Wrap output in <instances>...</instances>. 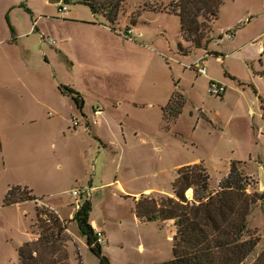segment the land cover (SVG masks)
Returning a JSON list of instances; mask_svg holds the SVG:
<instances>
[{
    "label": "rangeland",
    "instance_id": "374dc122",
    "mask_svg": "<svg viewBox=\"0 0 264 264\" xmlns=\"http://www.w3.org/2000/svg\"><path fill=\"white\" fill-rule=\"evenodd\" d=\"M171 1L150 0L148 4L155 7ZM145 4L146 0H127L118 22L112 26L108 22L112 28V77L107 83H112V105L123 115L125 126L144 135L151 132L148 128L159 132L156 113L135 108L134 102L150 97L153 91L150 85L155 79L160 78L164 84L166 79L167 85L163 69L186 98L181 116L170 129L159 132L162 138L164 135L163 141L151 144L157 146V156L144 169L131 166L127 162L129 156L122 162L121 149L116 143H112V151L104 150L94 135L86 133V121L75 102L70 100V109L74 112L68 114L67 123L46 119V116H61L55 111L61 109L59 89L63 85L60 86L59 78L68 85L78 83L87 88L93 83L102 89L107 87L106 82L98 81L100 69L96 67L85 66L81 76L80 66L72 68L59 54L52 66L47 65L41 56L44 51L51 49L60 53L49 46L48 40L69 36L89 41L104 37L90 25L105 18L94 15L81 3L51 5L46 0H0V39L9 35L7 25L13 40L18 34L21 38L15 44L0 46V264H19L21 247L38 237V206L54 205L63 218L71 217L78 206L71 194L73 189L88 191L79 198V205L91 203L90 220H95L106 235L108 243L102 249L111 264H159L173 259L174 225L160 220H138L135 198L138 194H149L144 192L147 189L160 192L156 195L172 193L177 174L173 167L177 165L205 160L211 191L217 192L222 177L230 170V163L241 162L244 173L254 178L248 193H264V133L248 134L245 124L238 125L237 119L241 116L238 111L233 128L246 134L233 133L227 125L239 94L233 93L231 101L210 96L206 76H199L188 67L204 56L207 67L221 77L228 70L236 73L245 86H239L238 81L230 85L246 89L253 104L256 96L249 85L256 82L257 89L264 92V77L254 73L258 68L264 70V0H226L213 26L208 51L195 49L187 56L179 53L181 45L190 47L180 36V18L151 11ZM64 7L69 10L63 12ZM67 20L74 22L67 24L64 22ZM32 28L35 34L22 38ZM129 29H133L130 35ZM29 46L36 55L31 57L36 61L35 69L25 66L23 50ZM73 74H77L76 80ZM24 82L37 87L36 100L30 99V95L29 101L25 99L20 91ZM117 115L112 110V137L113 131L122 133L123 123ZM75 119L81 124L77 132L73 127ZM31 120L38 121L29 124ZM23 121L28 124L20 123ZM260 123L264 125L262 120ZM222 130L226 131L225 137ZM27 134L39 139L28 141L23 138ZM52 135L59 137L57 149L48 141L47 136ZM94 143L95 149H92L90 146ZM103 151L106 154L101 155ZM14 187L28 188L41 201L7 205L6 195ZM187 197L193 200V191ZM68 223L71 237L68 264H100L77 225L72 220ZM248 227L261 237L245 263L252 264L264 250V201L252 208Z\"/></svg>",
    "mask_w": 264,
    "mask_h": 264
},
{
    "label": "trees",
    "instance_id": "16d2710c",
    "mask_svg": "<svg viewBox=\"0 0 264 264\" xmlns=\"http://www.w3.org/2000/svg\"><path fill=\"white\" fill-rule=\"evenodd\" d=\"M127 0H64L65 4L81 3L88 6L94 15L103 16L112 26L125 11ZM146 8L158 13L174 15L181 20V38L190 45L179 48L181 55H189L195 49L208 51L213 26L219 19L226 0H173L169 4ZM63 3V4H64ZM148 4V5H147ZM215 55V53H208ZM78 109L82 101L73 97ZM222 98V97H221ZM185 98L174 95L164 111V128L170 129L182 114ZM241 162H233L227 176L212 192L210 174L203 165L185 166L178 171L173 183V196L164 194L142 195L135 198V215L142 222L160 220L172 223L173 259L159 264H245L261 242L257 231L248 227L252 208L264 201V193H248L251 178L241 168ZM194 198L187 197L189 190ZM201 195V197H199ZM26 201H41L28 188L14 187L6 195V204ZM91 203L86 202L76 211L74 222L89 250L100 264H111L97 242L92 221ZM38 239L25 243L19 250V264H68L71 242L68 221L47 207H37ZM252 264H264V250Z\"/></svg>",
    "mask_w": 264,
    "mask_h": 264
},
{
    "label": "crops",
    "instance_id": "0c3cea01",
    "mask_svg": "<svg viewBox=\"0 0 264 264\" xmlns=\"http://www.w3.org/2000/svg\"><path fill=\"white\" fill-rule=\"evenodd\" d=\"M46 1L48 2V0H46ZM64 22L68 24V23H72L74 21L73 20H67ZM83 24L86 25V23H83ZM90 26L95 27L99 31V33H101L102 35L104 34V37L100 36L98 39H91L89 41H85L82 39L74 40L72 37L69 38V36L68 37L64 36L63 38H60V40H54L53 39L54 41H56L55 45L50 44L49 40L52 39V38H50L48 40L49 46L51 48H55V50L57 52H60V53H54L53 51H51V49H48L49 51L48 50H47V52L44 51V54H42L41 56L44 57L45 61L47 62V65L52 66L53 65L52 61H53L54 57L59 54L62 56V58L68 64H70L72 66V68L73 67L77 68L78 66H80L81 76H83V74H84V67L85 66L86 67H88V66L89 67H96V68L100 69L97 72L98 73L97 78L99 79L98 81L102 80V81L107 83V81L109 82V78L111 79V77H112V75H111L112 73L110 72V70H112V28L110 27V25L106 19H104L103 22L98 21V23H94L93 25H90ZM5 28H6V30H8L7 33L9 32V35L6 38L0 39V46L8 44V43L9 44H15L16 42H14V41L15 40L17 41V38L18 37L20 38V35L18 34L17 38H15V40H13L12 35H10L11 32L9 31L8 25ZM35 32H36V30L33 31V28H32L27 34H23L21 36H22V38L23 37L28 38L29 37L28 35H34ZM44 39L46 42L47 38L45 37ZM71 44H75L76 47H70V46H72ZM30 46L23 50V52L26 54V56H24L25 57L24 62H25V66L27 67V69H35V67H37L36 61L31 59V57L36 56V55H35V53H32ZM262 46L264 47V44H262ZM33 48H35V44L33 45ZM146 50H148V49H146ZM39 53H40V51H39ZM161 53H162V55H164V52H161ZM202 58H204V56L198 57L196 60H194V62L192 64L188 65V67L193 69L192 67ZM224 59H225V57H224ZM206 63H207V61H206ZM210 64H211V62H210ZM75 70L76 69L73 70V73H75ZM193 70H195V69H193ZM162 73H163L164 77L166 76V78L168 79L167 85H166V79H165V84H164V82H161L160 78L155 79V81H153L152 85H150L153 88V91H151V93H149L150 97H148L146 100H143L141 102H139V101L134 102L135 108H140V109H145V110L146 109L147 110H153L156 113V117H157L156 122H157V124H159V129H160V130H158L159 132L165 131V130H163V129H165L164 124H163L164 123V111H163V109L169 105L170 101L172 100L174 95H176L177 93L184 96L183 93L180 91V89L178 87L174 86L172 81L169 80V78L167 76V71L163 69ZM254 73H255V75H258L262 78L264 77V70H262L260 68L255 69ZM197 74L199 76H203V75H200L198 72H197ZM75 76H77V74H73V78ZM205 78L208 81L207 87H209L211 82H213V81L224 84L227 87V92L222 97V99H225L226 101L233 100V95H234L233 93L239 94V99L234 104V105H236V108L234 109L235 111L232 115V118H231L229 124L227 125L228 128L233 129V133H235V132L238 133L237 131H235V128H233L235 117L237 115L236 111H238L241 114V116L237 119L238 125H244L245 124L247 126V133L248 134L256 135V134H259L260 132L264 133V125L262 123H260L261 120L264 122V92L257 89V87H256L257 83L256 82H254L255 84L252 83L249 85V87L252 88V90L256 96L255 100L253 99V104H252V101L247 97L246 89H240L238 86L233 87L230 85L231 83L238 81L239 86H245L244 85L245 82L243 83L242 81H240L241 79L238 77V75L236 73L228 70L224 73V77L223 76L221 77L219 75V73L212 72L211 69L208 68V74L206 75ZM74 79L76 80V78H74ZM59 82H60V86L65 85L68 87V88H66V87L62 86L59 89V94H60L59 96L61 98L60 99L61 100L60 101L61 109H57L55 111L58 113V115L60 114L61 116H60V118H52V117L46 116V119H49V120L61 119L62 122L65 121V123H67L68 118H69L68 114H72L74 112L73 109L72 110L70 109V107H71L70 102L71 101L75 102L73 97L77 96L79 98V100L82 101V104H83V108L80 112L86 121V125H87L86 133L94 135V138L97 139L102 144V146L104 147V150L109 149L112 151V143H116L121 149L122 162H124V159L126 158V156H129L128 157L129 159L127 162L130 163L131 166H139V167L144 168V169H145V167H147L149 165V162H151L152 160L154 162L155 157L157 156L156 152H158V149H157V146H153L151 144L157 140L163 141L164 135L162 138V135L161 134L159 135V132H155V131L152 132L153 131L152 128H148V131H151V132H147L143 135V134H139L138 130L128 128L127 126H125V124H127V123L124 124L123 115L118 112V108L116 107V105L114 103L112 105V83L111 82L106 84L107 85L106 89L99 88L98 86H96L93 83H90L87 88L83 85H79L76 82H75L76 84L68 85L63 80H61V78H59ZM58 85L59 84H55V86H58ZM36 88L37 87L32 86V85L28 84L27 82H24L23 85L20 86V91L23 92L22 94H24L25 99H27L28 101L30 99L36 100L37 98L35 97V93H34L36 91ZM207 90H208V88H207ZM105 91H107V92H105ZM134 92H135V90H134ZM29 95L31 96L30 99H29ZM184 98H186V97L184 96ZM89 99H90V101H89ZM91 99H92V104H91ZM89 102H90V104H89ZM76 107H77V110H79L77 104H76ZM96 107H99L102 109V114L97 118H95V116H94V109ZM252 107H254V108H252ZM255 107H256V109L258 107V110H255ZM112 110L114 111L115 114H118L117 116H120L119 121H121L123 123L122 133L113 131V137H112ZM28 114H29V112H27V115ZM205 118H206V116H205ZM95 120L97 121L96 124H94ZM37 121L38 120H31V122H29V124L36 123ZM20 123H22L23 125L28 124V122H26V121H23ZM221 129H223V128H221ZM222 131H224L223 136L225 137V135H227L226 131L225 130H222ZM238 134L239 135L240 134H246V131H245V133H242L240 131ZM47 137L49 138L48 141L51 142V147L53 149H57V147L59 145L58 144L59 143V137H57V136L54 137V135H52L51 137L50 136H47ZM23 138L27 139L28 141H32V140L35 141V140L39 139L38 136H36L34 134L24 135ZM112 141H114V142H112ZM222 141H224V138H222ZM90 147L92 149H95L94 148L95 143H94V145H91ZM103 154H106V152L103 151L101 153V155H103ZM157 160L158 159H156V162H157ZM230 164H232V163H230ZM184 165L185 166L203 165L208 170V168L206 167V161L201 160V159H196V160L189 162V163H186ZM185 166L177 165V166L173 167L174 171H177V174L175 176L176 178L178 176V171ZM230 169H231V166H230ZM163 171H165V170H163ZM229 171H227L225 173V175L222 177L221 181L223 180V178L225 176L228 175ZM208 172H209V170H208ZM248 177H250L251 180L254 179L251 176H248ZM221 181H220V183H221ZM220 183H219V185H220ZM110 184H112V182H110L109 185ZM192 191H193V189H192ZM144 192L149 193V194L160 193V192H157L155 189H147ZM212 192H215V191L212 190ZM146 195H148V194H146ZM193 195H194V191H193ZM141 196L142 195L138 194L137 198H140ZM169 196H173V192L170 193ZM35 197H37V196H35ZM37 198L39 199V197H37ZM42 206L47 207L50 210L54 211L56 214H58L60 216V218L63 221L72 220L76 214V211H75L69 219H65L61 216L60 212L58 210H56L57 209L56 206H54V205L47 206L44 203L42 204ZM91 224H92L93 228H97L104 233V231L100 228V226L97 224V222L95 220H93ZM104 235H105V233H104ZM37 239H38V237L35 238L34 240H37Z\"/></svg>",
    "mask_w": 264,
    "mask_h": 264
},
{
    "label": "built area",
    "instance_id": "2783aa9c",
    "mask_svg": "<svg viewBox=\"0 0 264 264\" xmlns=\"http://www.w3.org/2000/svg\"><path fill=\"white\" fill-rule=\"evenodd\" d=\"M69 9L67 7H64L62 9L63 12H67ZM133 33V29H129L128 30V34H132ZM229 38H233V35H228ZM51 45H55L56 41H54L53 39L49 40ZM193 69H195L200 75L206 76L208 74V67L206 65V58H202L200 59L193 67ZM227 92V87L224 84H221L219 82H211L210 86L208 87L207 93L210 96H214V97H223ZM102 114V109L99 107H96L94 109V116L95 118L99 117ZM97 121H94V124H96ZM73 127L74 130L77 131V129H79L81 127V124L79 122V120L75 119L73 122ZM88 191L86 189H74L72 190V196L74 197V199L76 200L77 203V208L76 211L80 209V205H79V198L85 194H87ZM95 235L97 237V242L99 245H104L105 243H108L104 233L102 231H100L97 228H93Z\"/></svg>",
    "mask_w": 264,
    "mask_h": 264
},
{
    "label": "water",
    "instance_id": "95a60500",
    "mask_svg": "<svg viewBox=\"0 0 264 264\" xmlns=\"http://www.w3.org/2000/svg\"><path fill=\"white\" fill-rule=\"evenodd\" d=\"M48 3L51 5H62L64 0H48Z\"/></svg>",
    "mask_w": 264,
    "mask_h": 264
},
{
    "label": "bare ground",
    "instance_id": "6f19581e",
    "mask_svg": "<svg viewBox=\"0 0 264 264\" xmlns=\"http://www.w3.org/2000/svg\"><path fill=\"white\" fill-rule=\"evenodd\" d=\"M188 193H189V194H192V190H189Z\"/></svg>",
    "mask_w": 264,
    "mask_h": 264
}]
</instances>
